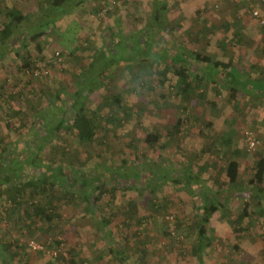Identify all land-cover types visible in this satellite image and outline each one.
I'll return each mask as SVG.
<instances>
[{"label":"trees","instance_id":"1","mask_svg":"<svg viewBox=\"0 0 264 264\" xmlns=\"http://www.w3.org/2000/svg\"><path fill=\"white\" fill-rule=\"evenodd\" d=\"M251 1L256 5L255 0H241L246 4ZM45 2L48 6L40 7V13L33 15H25L15 7L5 9L6 21L0 25V46L5 47L4 51H9L10 43L26 25L31 28L28 41L35 45L37 54H42L40 40L54 30L52 24L64 21L85 0ZM169 3L170 0H151L147 24L138 33L129 32L125 43L119 38L117 24L111 33L112 39L91 57L88 44L85 48L78 47L76 53H70L75 61L68 62L67 66L73 69L75 81L68 88L60 83L58 87H63L62 90L54 94L55 99L49 104L60 107V121L52 133L46 131L47 113L42 118L30 116L22 110L16 112L15 115L21 117L17 132L28 126L29 129L24 131L26 138L23 137V140L18 138L1 147L0 225L7 221L8 229L18 231L20 236L12 244L0 243L1 264H15L20 250L33 252L29 249L30 240L43 244L50 252H35L50 255L45 264H86V259L80 258L82 253L68 245L65 238L69 223L62 212L66 207H73L74 210L81 208L76 219H85L94 225L98 240L94 236L92 247H96L95 254L100 261L105 260L104 264H154L158 260L155 248L164 252L173 244L181 247L183 233H193L195 229L197 243L192 253L200 256L213 241L212 237L209 238L207 225L216 214L234 225L236 235L244 234V224L255 213L252 201H246L237 216L233 209H224L229 194L238 188L256 200L260 214L264 216V157L254 155L249 176L242 179L240 162L236 157L249 154L246 147L245 151L235 149L231 152L233 138H224L215 132L205 134L200 129L195 136L190 127L196 126L197 120L187 112L196 97L207 102L213 115L217 113L218 101L222 98L227 104L238 107L243 102V92H247L252 76L249 71L239 70L236 65L239 57L221 60L217 52L204 54L182 46L178 47L176 54H172V48L162 44L165 34L173 35L176 30L168 18L172 9ZM53 12H57L58 16L55 17ZM196 14L200 16L202 11H196ZM206 22L195 38L188 34L190 43L197 45L202 40L211 43L210 39L216 31L225 33V37L216 40V45L224 52L240 44L250 45L253 41L244 32L240 20H236L234 29L230 22L220 27L213 24L208 27ZM156 37L158 39L155 40ZM28 44L21 42L24 52L21 54L20 50L16 54L21 58L22 70L31 73L33 54ZM111 44L115 46L113 50ZM124 50L118 61L115 55ZM42 59V55L37 58ZM102 59H106L104 64L109 59L112 65L117 60L118 67L109 74L106 67L100 72L95 71ZM168 74L173 75L175 83L168 78ZM146 77H153L152 82H160L161 86L166 80L171 85L170 96L178 98L184 106L180 107L172 130L163 134L158 127L145 129L141 139L139 136L130 137L129 131H125L130 137L126 141L122 131L124 127L129 129V122L135 115L131 117L130 112H123L122 94L136 91L135 86L127 88L134 82L140 88L145 87ZM209 90L213 94L211 99L205 100ZM98 92L103 93L101 97ZM95 96L100 99H95ZM27 116L33 118L30 123ZM6 127L14 128L9 123ZM205 127L208 131L213 122L209 121ZM188 135L189 138L184 137ZM195 143H198L196 147ZM121 146L126 150L120 153ZM33 147L40 149L32 153ZM157 148L171 150L175 160H167L163 156L153 159L145 152V149L154 152ZM116 151L121 155L119 161L115 157ZM117 192H121L124 206L115 201L121 199ZM185 193L202 199V212L193 218L191 216V219L184 206L185 201L180 197ZM139 199H147V205ZM194 201L193 208L196 209L198 201ZM172 215L174 222L168 219ZM157 217H163V220L156 228L153 222ZM259 223L264 227V220ZM108 256H112L108 258L111 259L109 262Z\"/></svg>","mask_w":264,"mask_h":264},{"label":"rangeland","instance_id":"2","mask_svg":"<svg viewBox=\"0 0 264 264\" xmlns=\"http://www.w3.org/2000/svg\"><path fill=\"white\" fill-rule=\"evenodd\" d=\"M177 1L178 3H181L180 6L176 4V6L171 9L168 17L171 24L176 27V30L173 32V35L165 34L164 41L162 42L165 47L172 48V54H176L179 51V46L187 49H197L204 54H209L214 51L217 52V55L221 60H228V57H233L235 59L239 57V61H236V65L240 71H243V69L245 70L244 62L246 60V55L252 52L256 53L257 62L262 65L264 64V30L249 12L251 6L255 5L252 1L246 4L241 2V0L239 2H233V0H194V4L191 7H188V5H190L193 0H185L186 2L184 3L180 2L181 0ZM255 1L256 5L259 4L258 7L262 14H264V0ZM4 5L18 8L26 15L40 13V7L44 8L48 6L45 0H0V8H3L0 12V21L5 20ZM100 8L102 9L99 10ZM199 10L202 11L200 16L196 14V11ZM174 11H176V13H174ZM178 11H180L182 16L178 14ZM150 13L151 0H105V3H101V0H85L83 5L76 7L70 15L66 16L64 21L59 22L58 25L52 24L54 30H51L48 33L49 35L41 40L39 39L40 44L43 47L42 54H40L42 55V60H37L40 55L37 54L35 45L28 41L31 32L30 26L24 25L21 29L22 32L19 30V36L17 39H14L11 43V48L14 49L9 51L7 55L5 54L7 58L4 60V64L6 67H3V73H0V87L2 88L0 90V106L3 107L0 109V151L2 146L6 144L9 145L10 142L17 140L18 138L22 139L26 136L24 135V131H27L29 126L24 128L20 133H18L16 129L18 127V120H21L20 116L15 115L18 110L28 112L30 116L38 115L42 118H44L45 113H47L49 116L46 117V131H48V133H52L53 128L60 121V107L56 106V104L53 106H50L49 104L53 99H55L54 94H56L57 91L62 90L63 87H58L60 86V83H63V86L68 88L71 82L75 81L73 69L70 70L67 66L68 62L75 61V58L70 55L71 52L76 53L78 47L85 48L88 44L90 46V51L88 53L91 57L92 54H95L103 49L104 46L108 44L107 41L109 39H112L111 33L117 24L120 29L117 31L120 32L119 38L123 43H125L124 40L129 39V32L138 33L147 24ZM53 14L55 17L58 16L57 12H53ZM173 15H176L177 18L174 19ZM236 20H240L241 26H244V32L246 34H250L248 36L253 40L250 45L240 44L238 47H230L228 48L229 50L224 52L222 48L220 49L218 45H216V40L222 39L225 35V33L220 31H216V33H214V37L212 36L213 39H210L212 40L211 43H207V40H202L196 45L193 42L190 43L188 41V34H192L194 36L193 38H195L196 33L203 29L205 21H207L205 25L207 24L208 27L211 26V24L220 27L225 22H230L234 29V27H236ZM179 25L181 27H178ZM169 36L171 38L170 40H168ZM25 37L26 39H24ZM227 38H230V35H227ZM156 39L158 38L156 37L155 40ZM25 41L26 43H29L27 46L29 50L31 49L33 54V59L31 61L33 63L32 67L35 64L36 67L38 66V68L42 70V72L44 70L49 71L45 74L46 76L40 75L37 77L22 70L21 58L17 56L16 52L22 49V47H20L22 46L21 42ZM111 43L114 44V42ZM113 44H111L112 50L115 48ZM175 44L176 47H174ZM127 51L129 52L128 49ZM244 51L247 52V54L245 53L246 55H244ZM20 52L23 54L24 51L22 52L21 50ZM53 52L54 54L56 52H61L63 55V61L58 62L55 59ZM123 53H125V50L124 52L122 51L115 55L118 61H120L119 56ZM109 59V63L106 62L107 64H104L106 59H102V61L100 60L99 63H97L95 71L100 72L104 67H106L109 74L110 71H113L116 67H118L116 59V62H114L113 65L110 64ZM11 68H16L17 71L14 70L15 73H13L10 70ZM61 69L64 70L61 71ZM168 78L171 79L172 83H175V78L172 74H168ZM145 80V87L140 88V85H136L134 82L129 84V87L127 88H133L135 86L134 89L136 91H128L122 94L124 100L123 112H130L131 117L132 114L133 116L135 115V117H132L129 122V129L124 127V130L122 131L123 139L126 141H128L130 137L134 136H139L138 138L141 139L145 129L151 130L158 127L162 130L163 134L167 132L166 130H172L171 127L176 123L177 118L179 117L180 107L184 106L178 98L174 99V97L170 96L172 93L171 85H169L166 80L162 86L159 81V83L152 82L154 81L153 77H146ZM115 86H117L116 83ZM112 88L117 90L114 86H112ZM210 90L207 93V98L205 100L211 99L213 91ZM174 91L176 92V90ZM98 94L101 97V94L103 93L98 92ZM244 95L245 92H243V96ZM41 97H44V99L39 100ZM239 98H241V96ZM95 99H98V97L95 96ZM204 102L205 101L203 100L199 101V98L196 97L190 108L187 110V112H190L191 116L197 120V125L190 127V132L195 136L198 135L200 129L204 130L205 134L210 132L219 133V128L222 126L221 123L215 121L216 119L212 121L211 117L214 115L212 114L210 106H206ZM31 104H33V106ZM30 105L32 107H30ZM217 109H219V111H217V115H221L223 117V111L227 110L224 98L218 101ZM27 120H29L30 123L33 118L29 119L27 116ZM209 121L214 122L215 126L213 125L211 129L206 131L205 126ZM8 123L14 128L8 129L6 127V124ZM198 126H200L199 129ZM125 131L126 133L129 131L130 137L124 133ZM242 136V129L239 130V132L236 131L234 134L235 145L237 144V146H240V139ZM184 137L189 138L190 136L188 135ZM3 139H6L4 143L1 142ZM121 142L124 144L123 141ZM197 144L198 143L194 144L195 147ZM120 148V153L123 149L126 150L124 146H121ZM37 149L39 150L40 148L33 147L32 153L38 152ZM145 152L153 159H161V156H163L166 157L167 160H175L174 155H171V150L162 151L157 148L154 152L151 149H145ZM115 153L117 154L115 157L119 161L121 155L119 156V152L117 153V151ZM251 155L253 156L254 154L251 153ZM23 158L26 159V156H23ZM167 160L165 163L168 162ZM107 168L109 169V167ZM117 193L119 196L118 198H121V192ZM184 195L185 194H181L180 197ZM129 196H132V193H129ZM124 197L127 199L126 195ZM122 200L123 199L121 198L120 200L118 199L115 201L121 203ZM139 201L142 203L145 201L148 202L147 199H139ZM147 202L144 204L147 205ZM184 206L188 209V212L190 213L188 216H190L191 219V216L195 215L194 206H191L190 204H184ZM80 211L81 208L74 210L73 207H66L62 212L65 219L69 223L68 234L65 236L69 242L68 245L71 247L74 246L78 252L82 253L80 254V258H85L86 264H104L105 260L103 262L100 261L98 254H95L97 251L96 247H92V244H94L93 241H95V239H93L94 236L96 237V240H98V234L95 231V227L94 225H91L88 220H81L80 218L77 220V214L80 215ZM161 212L164 211L162 210ZM183 217L185 218V214ZM162 218L163 217H157L153 222V226H156L157 228L158 225L161 224L163 220ZM1 224L0 243L12 244L16 241V238H19V232L16 230L10 231L8 229L7 221L2 222ZM254 229L259 233V236H261V239L259 240L263 245V249H258L257 251L259 257L256 258V260L255 258H250L245 254H239V252L235 249L236 244L238 246L240 244V241L236 239L238 235L234 233L229 236L225 234V232H222L223 236H220V238L216 237L209 248L203 249L200 256H196L192 253L193 248L197 243L195 231H193V233H183V240L181 241L182 245H180L181 247L173 244L164 252L155 248L158 260L154 262V264H260L258 262L263 261L262 253H264V233L261 232V229ZM247 233L251 234L253 232H246L241 236ZM39 240L44 239L39 238ZM95 244L98 243L95 242ZM49 254H46L47 256H45L31 252L28 249L20 250L15 264H45L50 259ZM109 257L112 258V256L107 257L108 262L111 260L108 259Z\"/></svg>","mask_w":264,"mask_h":264},{"label":"crops","instance_id":"3","mask_svg":"<svg viewBox=\"0 0 264 264\" xmlns=\"http://www.w3.org/2000/svg\"><path fill=\"white\" fill-rule=\"evenodd\" d=\"M177 2V3H176ZM180 2L184 3L186 2L185 0H181ZM190 3V2H189ZM178 4L180 6L181 3H178L176 0H170L169 6L170 8H173ZM194 4V0L191 2L188 7H191ZM4 15H5V9L6 8H13L8 7L7 5H4ZM3 9V8H2ZM0 8V12L2 10ZM179 15L182 16L180 11H178ZM176 13V11H174ZM25 14V13H23ZM26 15V14H25ZM191 16V14H190ZM173 18H177L176 15H173ZM6 21V16L5 20ZM4 21H0V25L4 23ZM22 32V31H21ZM20 32V34H21ZM250 35V34H247ZM19 36V33L17 37ZM17 37L15 39H17ZM14 40V39H13ZM12 43V42H11ZM10 43L9 45V51H12L14 48L12 47V44ZM5 47L0 46V73H3V67H6L4 64V60L7 58L6 55L9 51H4ZM244 55L247 54V52H243ZM246 53V54H245ZM6 54V55H5ZM256 59V53H249L246 55V60L244 62L245 65V70L249 71V75L252 76V80L248 84V90L245 92V95L242 97L243 102L240 103L238 107L227 104V110L223 111V117L221 115H217L218 112L214 113V116L211 117L212 121H217L222 124L219 128V133L218 135L228 138L229 136L233 138V143H234V134L239 132V130L242 129V133L244 129H250L254 131L257 136L261 139L264 140V64H260L257 62ZM3 62V63H2ZM9 69V68H8ZM13 73H15L14 70L16 68H11L10 69ZM17 71V70H16ZM2 88L0 87V90ZM209 100V99H208ZM205 105H207V102H204ZM216 111H219V109H216ZM216 115V116H215ZM213 125L215 126V123L213 122ZM241 143L240 146H237V144L232 147L231 152L234 151L235 149H240V151H245V143H244V138L240 139ZM236 142V141H235ZM254 155H261L264 157V152L263 153H255ZM254 155L252 156L251 153L249 154H242L239 157H236L238 161L240 162V173H241V178H246L249 176V170L252 169L253 163H254ZM251 157V159H250ZM256 157V156H255ZM200 194V190L198 191ZM250 194H248L246 191L243 189L234 190L232 194H229L228 196V204H226L224 209H233L235 216L236 213L240 212L242 209L243 204L250 200L252 201V207L255 210V213L253 214L252 218L248 219V223L244 224V228H246V232H253L251 234L247 233L243 236L242 234H239L236 239L240 241L239 246L236 244L237 247L235 249L239 252V254H245L246 256H249L250 258H258L259 254L257 253L258 249H263V245L261 244L260 240L261 236H259V233L254 229L258 228L259 230L261 229V232L264 233V227L263 225H260V221L264 220V216L260 214L258 204H256V200L250 198ZM186 205H191L195 206L194 201L197 199L198 201V208H194L195 215L200 214L202 212L201 206H202V199L199 197H196V195H193V198L191 196H188L186 193L184 196L181 197ZM192 202V203H191ZM194 202V203H193ZM193 210V211H194ZM187 214H190L187 211ZM220 214H216L212 217L210 220V223L207 225L208 227V235L209 238H213V241L215 240L216 237L220 238V236H223L222 232H225V234L231 236V234H234V225H231L228 220L221 219ZM253 221H250L252 220ZM250 221V222H249ZM245 223L247 222L246 220L244 221ZM196 230V229H195ZM194 230V231H195ZM196 232V231H195ZM245 232V233H246ZM258 233V234H257ZM219 235V236H218ZM259 240V241H258ZM211 241L210 243H212ZM209 248V247H206ZM261 257V256H260ZM262 262H258L260 264H264V253H262Z\"/></svg>","mask_w":264,"mask_h":264},{"label":"built area","instance_id":"4","mask_svg":"<svg viewBox=\"0 0 264 264\" xmlns=\"http://www.w3.org/2000/svg\"><path fill=\"white\" fill-rule=\"evenodd\" d=\"M234 1L238 2L239 0H234ZM249 12L251 16L254 17L256 21L259 23L260 27L264 30V14H262L258 5H252ZM54 55H55L54 56L55 59L58 62L63 61V55L61 52H56ZM48 72L49 71H45V70L42 72V70L38 68V66L36 67V65L34 64V66L32 67L31 74L38 77L40 75L46 76L45 74H47ZM243 136H244L245 147L248 150V152L255 154L264 151V140H261L254 131L250 129H245L243 132ZM168 219L171 222L175 221L174 215L170 216ZM28 245H29V249L32 250L33 252H44V251L47 252L45 246L35 240H30L28 242Z\"/></svg>","mask_w":264,"mask_h":264}]
</instances>
